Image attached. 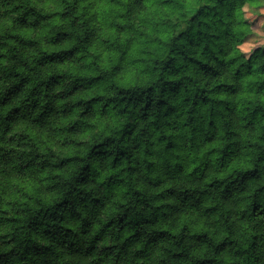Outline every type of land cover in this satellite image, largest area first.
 <instances>
[{
	"label": "clouds",
	"instance_id": "obj_1",
	"mask_svg": "<svg viewBox=\"0 0 264 264\" xmlns=\"http://www.w3.org/2000/svg\"><path fill=\"white\" fill-rule=\"evenodd\" d=\"M129 3L130 0H122L120 4L108 0H0V14H3L5 25L8 26L5 31H13L10 27L12 19L28 9H34L28 15L30 21L40 19L41 16L48 17L40 19L35 28L15 29L37 42L32 48L20 50L19 58L27 61L28 67H20L18 61L7 58L0 65V70L7 73L15 63L18 70L31 77L22 91L6 103L0 104V121H4L0 124V150L8 152L11 157L7 162L0 161V264H177V258L182 264H201L205 258H211L209 264H264V245L256 249L250 248V229L247 223L239 221L241 227L236 231L229 228L233 221L239 220L238 213L245 207V202L222 204L220 213L209 217L201 215L203 208L220 201L208 198L199 211L195 208L186 209L174 223L170 220L164 224L163 227L171 235L167 240L155 243H149L147 234L137 239L133 234L135 229H125L119 235L112 230L109 220L117 213H122L130 203H135L132 192L154 195L172 186L169 181L158 188H151L145 179L163 175L162 171L149 172L145 167L147 163H162L164 157L172 158L169 153L163 152L166 141L158 142L162 134L172 135L171 129L162 126V121L158 122L161 124L159 129L155 126L149 129L153 132L151 137H141L150 139L154 147L153 155L146 156L143 150L147 145H141L137 153L143 161L140 173L129 176L127 171H122L126 169V163L116 168L111 167V158L103 167L98 162L92 163L98 175L93 183L80 187H86L88 191L99 189L109 177L116 174L124 180L107 200L105 207L96 213L95 219L90 217L88 208L77 204L74 209L77 215L73 216L70 210L65 219L59 222L62 227L58 234H54L55 229L48 230L50 225L47 224L38 229L28 227L31 217L42 215L43 211L65 201L66 194L60 185L72 180L81 167L80 163L71 159L62 167L54 165L66 158L86 157L95 143L102 142L107 137L119 139L120 131L128 121L127 112L122 113L125 95L153 86L162 76L165 79L176 78L161 72L155 64V61L163 60L169 54V47L166 45L176 35L169 25H159L157 22L165 18L173 21L177 18L187 20L199 4L196 0H174L171 5L162 6L151 3L150 0H142L143 6L129 13ZM66 11L70 15L62 20L61 15ZM117 14L124 15L117 23L132 26L119 34L116 28L109 27L107 23L115 19ZM72 20H76L77 25H82L85 21H89V26L99 25L96 38L81 50L71 53L63 63L38 65L37 61L45 54L59 49L71 50L79 44L76 37L84 35L81 27H69L67 30L75 35L62 44L53 46L45 39L54 35L57 25L70 24ZM129 38L132 43L127 45ZM105 40L107 43L103 42ZM10 48L19 50L20 46L14 40H6V45L0 48V52L8 54ZM238 53L239 48H236L230 56H237ZM234 70L235 65L231 71ZM65 72L69 75L63 85L75 91L71 96L59 99L60 89H56L55 93L50 92L41 81H48L53 73ZM180 75L195 77L196 69L192 66ZM80 77L91 78L94 83L81 89L77 79ZM96 77L100 79L96 80ZM207 79L202 77L199 86L203 87ZM256 79H264V74L249 75L243 83L247 86L248 81ZM219 82L213 81L208 87ZM12 83L10 79H0V96ZM33 89L37 90L38 95L34 94ZM53 94L58 97V110L49 112L46 105ZM80 98L91 102L92 111L85 112L82 107L77 106L71 113H63L65 99L75 102ZM240 98L264 104V94L257 96L254 92H243ZM182 101L183 95L172 102ZM189 106L186 105L181 110L186 111ZM9 116L11 118L5 120ZM151 119L155 120V116ZM185 119L186 116H181L180 123ZM73 124L79 125V131H69ZM261 124L264 125V121ZM146 126L147 122H144L140 128ZM259 127L258 125L255 133L244 131L242 135L246 141H254L264 148V140L257 139L261 135ZM180 131L190 137L203 136L198 130L193 131L191 125ZM66 141L69 143L65 144ZM196 142L199 143V139ZM77 145H80L79 148ZM219 146L223 147V144ZM188 147L191 148V143ZM207 151V146L199 150L181 151V155L188 157L185 175L192 173L200 165ZM157 152L162 155L157 157ZM257 154L258 149L246 148L241 158L229 163L223 171H210L204 183L185 184L184 187L202 188L213 177L222 178L233 169H250ZM137 176L140 177L139 180L136 179ZM259 183L264 184V179ZM250 191L251 189L241 195H250ZM95 195L101 196L103 192L96 191ZM159 204L158 199L150 201L146 211L150 212L153 206ZM139 207L142 206H138L137 210ZM228 209L234 210L237 215L228 219ZM86 221L90 223L85 230ZM51 223L55 224L56 221ZM185 226L186 232L182 231ZM68 229L71 232L66 235ZM203 232L208 234L207 243L201 244L190 239L193 234ZM226 238L236 243L226 246L217 254L216 246Z\"/></svg>",
	"mask_w": 264,
	"mask_h": 264
},
{
	"label": "trees",
	"instance_id": "obj_2",
	"mask_svg": "<svg viewBox=\"0 0 264 264\" xmlns=\"http://www.w3.org/2000/svg\"><path fill=\"white\" fill-rule=\"evenodd\" d=\"M108 2L120 4L122 0H108ZM150 2L167 6L173 4L174 0H150ZM196 2L199 7L191 16H188L187 20L177 18L173 21L171 18H165L157 22L159 25H169L176 35L171 37L169 44L166 45L169 47V54L163 60L155 61V64L161 72L176 78L165 79L162 76L153 86L125 95L122 101L124 103L122 113L127 112L128 121L121 129L119 139L107 137L102 142L95 143L86 157L66 158L54 165L62 167L71 159L80 163L81 167L72 180L64 181L60 185L66 194L65 201L43 211L42 215L37 214L36 217H31L29 228L38 229L47 224L50 225L48 230L55 229L54 234H58L62 227L59 222L65 219L69 211L71 210L73 216L77 215L74 210L77 204L88 208L90 217L95 219L96 213L105 207L107 200L124 183V180L116 174L109 177L99 189L88 191L86 187H80V185L86 186L93 183L95 176L98 175L92 163L98 162L103 167L111 158V167L116 168L126 163L127 167L122 171H127L129 176L140 173L143 161L137 153L141 145H147L143 150L146 156L153 155L154 147L150 139H141V137H151L153 132L149 129L154 126L159 129L161 124L158 122L162 121V126L171 129L172 135L162 134L158 142L166 141L163 152L169 153L172 158L164 157L162 163H147L145 167L149 172L162 171L163 175L152 179L145 177V179L151 188H158L169 181L172 182V186L154 195L140 191L132 192L135 203H130L122 213H117L109 220L112 230L119 235L125 229L129 231L135 229L133 234L136 238L139 239L147 234L149 243L167 240L171 234L163 227L164 224L170 220L174 223L186 209L195 208L199 211L205 200L213 198L220 203L204 207L201 215L211 217L220 213L222 204L245 202V207L238 213L239 220L233 221L229 228L232 231L239 230L241 227L239 221H244L250 229L248 232L250 248L256 249L264 245V184L259 183L261 179H264V148L254 141H246L242 135L244 131L257 132L259 125L261 135H258L257 139L264 140V125L261 124V121H264V104L240 98L243 92H254L257 96L264 94V79L248 81L247 86L243 83L249 75L264 74V63H261L264 61V47L254 50L249 57L241 50V46L254 34L251 24L245 19L244 8L249 7L256 11L262 5V0H196ZM142 6V0H130L128 11L132 13ZM30 12H34V9H28L27 12L12 19L10 27L13 31H5L8 26L5 25V17L0 14V48L5 47L6 40H14L20 46L19 50L10 48L8 54L0 52V65L5 62L4 58H7L14 62L18 61L21 64L20 67H28L27 61L19 58L20 50L32 48L37 42L21 35L15 29L35 28L40 23V19L48 18L41 16L40 19L30 21L28 19ZM69 15L70 13L66 11L61 15V19L66 20ZM123 18V14H117L115 19L107 22L108 26L116 28L118 34L130 29L131 25L117 23L118 19ZM69 27L84 29V35L76 37L79 44L71 50L59 49L45 54L37 61L38 65L63 63L71 53L91 43L99 31V25L89 26V21L77 25L76 20H72L70 24L57 25L54 35L45 38L46 42L55 46L72 38L75 33L68 31ZM141 35L144 34L141 33ZM103 42L107 43V40ZM126 43L130 45L132 39L129 38ZM236 48H239L238 55L230 56ZM234 65L235 70L231 71ZM192 66L196 69L195 77L180 75ZM29 70L34 71V69ZM68 75L67 72L53 73L48 81H41V84L53 93L56 89H60L59 99H64L75 91L63 85ZM202 77L208 79L205 85L200 87L199 81ZM0 79L13 81L11 87L0 96V104H4L22 91L31 77L18 70L14 63L11 71L5 73L0 70ZM77 79L81 89L94 83L93 79L88 77ZM95 79L98 80L100 77ZM216 80L220 82L208 87ZM33 92L38 95L36 89H33ZM182 95L181 103L172 102ZM57 101L58 97L53 94L46 105L49 112L58 110ZM186 105L190 106L186 111H182L181 109ZM77 106L82 107L85 112H90L93 108L91 102L84 98L75 102L65 99L62 111L64 114H69ZM153 116L155 120L151 119ZM181 116H186L183 123H180ZM10 118V116L6 117L5 120ZM144 122H147V126L140 128L141 123ZM3 123L4 121H0V124ZM189 125L192 126L193 131L198 130L203 133V136L190 137L180 131ZM73 129L79 131V125L73 124L69 131ZM197 139L199 143L196 142ZM67 143L69 142L66 141L65 144ZM189 143L191 148L188 147ZM219 144H223V147ZM79 146L77 145L78 148ZM205 146L208 147V151L201 159L200 165L192 173L185 175L188 157L181 155V151L199 150ZM246 148L258 149V154L252 161V168L233 169L227 176L213 177L202 188L184 187L185 184L204 183L210 171H223L229 163L239 160ZM155 155L160 157L162 153L157 152ZM10 159L8 152L0 150V161L7 162ZM136 179L139 180L140 177L137 176ZM250 189V195H241ZM96 191H102L103 195H95ZM155 199L160 200V204L153 206L150 212L146 211L150 201ZM138 206L142 207L137 210ZM233 215L237 213L228 209L227 218L231 219ZM52 221L56 223L52 224ZM89 223L90 221L85 222V230ZM182 231L186 232L187 226ZM70 232L71 229H68L65 234ZM190 239L201 244L207 243L208 234L207 232L193 234ZM235 243L236 241L226 238L216 246L215 251L218 254L226 246ZM210 259L205 258L201 264H209ZM177 264H182L179 258H177Z\"/></svg>",
	"mask_w": 264,
	"mask_h": 264
},
{
	"label": "rangeland",
	"instance_id": "obj_3",
	"mask_svg": "<svg viewBox=\"0 0 264 264\" xmlns=\"http://www.w3.org/2000/svg\"><path fill=\"white\" fill-rule=\"evenodd\" d=\"M244 12L246 21L254 30V34L241 46L242 52L249 57L254 50L264 47V0L256 11L245 7Z\"/></svg>",
	"mask_w": 264,
	"mask_h": 264
}]
</instances>
